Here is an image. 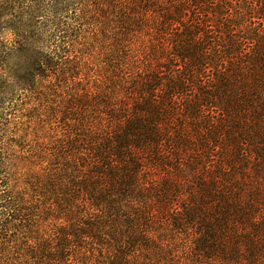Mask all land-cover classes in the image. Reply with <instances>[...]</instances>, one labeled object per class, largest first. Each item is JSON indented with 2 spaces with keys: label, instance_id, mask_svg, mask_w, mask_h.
<instances>
[{
  "label": "trees",
  "instance_id": "1",
  "mask_svg": "<svg viewBox=\"0 0 264 264\" xmlns=\"http://www.w3.org/2000/svg\"><path fill=\"white\" fill-rule=\"evenodd\" d=\"M12 2L0 264H264V0Z\"/></svg>",
  "mask_w": 264,
  "mask_h": 264
},
{
  "label": "rangeland",
  "instance_id": "2",
  "mask_svg": "<svg viewBox=\"0 0 264 264\" xmlns=\"http://www.w3.org/2000/svg\"><path fill=\"white\" fill-rule=\"evenodd\" d=\"M23 7L24 6H13L12 0H0V26H6L13 20L12 18L5 16V13L9 14L12 9L18 10ZM90 43L92 44L93 41L89 42V44ZM89 44L87 47L90 49L89 53L92 55L87 54L85 58H91L96 55L94 54L95 51H93ZM38 104L39 102L36 96L31 95L30 92L23 89L17 90L15 97L12 100H6L0 113H2V116L7 120V123H5L6 126L1 129L0 139L5 131H7V135L10 134L9 137H12V134H14L12 132L16 133L18 128L21 129L20 135L23 136L27 133H33L32 131L34 128L38 129L39 119L34 117L36 113L34 112V109L39 106ZM17 123L18 127L16 126ZM33 138L34 136L30 138V141H32Z\"/></svg>",
  "mask_w": 264,
  "mask_h": 264
}]
</instances>
